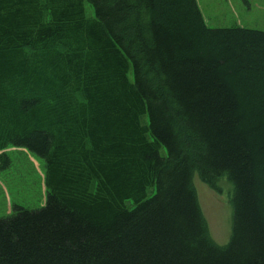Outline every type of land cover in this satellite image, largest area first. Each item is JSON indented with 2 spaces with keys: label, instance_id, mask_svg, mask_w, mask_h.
Returning a JSON list of instances; mask_svg holds the SVG:
<instances>
[{
  "label": "trees",
  "instance_id": "1",
  "mask_svg": "<svg viewBox=\"0 0 264 264\" xmlns=\"http://www.w3.org/2000/svg\"><path fill=\"white\" fill-rule=\"evenodd\" d=\"M7 147L46 194L0 218V264H264V30L196 0H0V168ZM195 173L232 186L223 246Z\"/></svg>",
  "mask_w": 264,
  "mask_h": 264
},
{
  "label": "rangeland",
  "instance_id": "2",
  "mask_svg": "<svg viewBox=\"0 0 264 264\" xmlns=\"http://www.w3.org/2000/svg\"><path fill=\"white\" fill-rule=\"evenodd\" d=\"M197 1L210 27L242 24L248 28L264 30V11H233L229 2L221 7L229 11H214L213 0ZM220 3L223 4V1ZM86 11L88 15L92 14L89 6ZM4 151L8 155L9 163L0 168V218L12 214L15 207L30 210L40 208L46 194L43 161L24 148L7 147ZM192 181L209 235L216 244L223 246L231 234L232 186L225 176L216 181L217 190L203 182L196 173Z\"/></svg>",
  "mask_w": 264,
  "mask_h": 264
},
{
  "label": "crops",
  "instance_id": "3",
  "mask_svg": "<svg viewBox=\"0 0 264 264\" xmlns=\"http://www.w3.org/2000/svg\"><path fill=\"white\" fill-rule=\"evenodd\" d=\"M221 1H223V4L220 3ZM226 2L227 3L229 2L233 11H254L255 9L259 10V11H264V0H246V1H244V0H213L212 5L214 8V11H229L228 9L221 8V7H224L226 5ZM197 3H198V7L201 11V14L204 18V21L207 24V20L204 17V14L202 12V8H201L198 1H197ZM235 25L242 26V24H235Z\"/></svg>",
  "mask_w": 264,
  "mask_h": 264
}]
</instances>
